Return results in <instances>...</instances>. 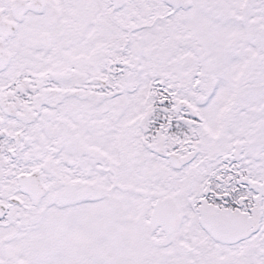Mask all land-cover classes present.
Returning a JSON list of instances; mask_svg holds the SVG:
<instances>
[{"label": "snow or ice", "instance_id": "6c2138e0", "mask_svg": "<svg viewBox=\"0 0 264 264\" xmlns=\"http://www.w3.org/2000/svg\"><path fill=\"white\" fill-rule=\"evenodd\" d=\"M0 264H264V0H0Z\"/></svg>", "mask_w": 264, "mask_h": 264}]
</instances>
